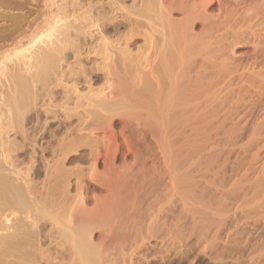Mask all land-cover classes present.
<instances>
[{"label": "bare ground", "instance_id": "bare-ground-1", "mask_svg": "<svg viewBox=\"0 0 264 264\" xmlns=\"http://www.w3.org/2000/svg\"><path fill=\"white\" fill-rule=\"evenodd\" d=\"M84 4L0 63V264H264V0Z\"/></svg>", "mask_w": 264, "mask_h": 264}, {"label": "rangeland", "instance_id": "rangeland-1", "mask_svg": "<svg viewBox=\"0 0 264 264\" xmlns=\"http://www.w3.org/2000/svg\"><path fill=\"white\" fill-rule=\"evenodd\" d=\"M84 1H85V4L83 3ZM88 1L89 0H0V63H1V61H2V63H5L8 56L17 52L18 48L21 47V49H23L22 46H24V45L26 46L28 40L31 38V34L34 32H38L41 29L44 30L45 27L47 25H49V23H55L56 22L57 27H62V26H65V24H68V22H71V20H72L71 17H67V16H69V15L71 16L76 11V10L74 11V9L75 8L77 9L78 6L84 4L83 10L86 12L87 11L90 12L91 13L90 15H92L93 14V8H91L92 6L88 5ZM78 2H79V4H78ZM80 3H82V4H80ZM127 5H129V3ZM74 6H77V7L74 8ZM85 6L88 9L85 8ZM72 7H73V10H71ZM70 11L71 12L73 11V13L70 14ZM59 17H62V18H59ZM52 19L54 20L53 22H52ZM45 23L46 24L48 23V24L46 25ZM36 27H38V29ZM74 32H73V30L71 31V33H74ZM54 35L57 36L58 34H56V32H55ZM73 35H74V37H72V35H71L70 39L75 38V37L78 38V36H79L76 34H73ZM80 37L81 38L78 39V41L79 40L84 41V39L87 40V38H85L84 35L83 36L80 35ZM82 37H83V39H82ZM38 46L42 47L43 44L39 42ZM68 48H66L65 49L66 51L64 50L65 52L62 53L63 57H67L66 59L64 58V62L66 64H64V62L61 63V67L64 70L66 69L65 66L67 67L68 63H70L71 61L72 62L74 61L73 56H72L73 50L71 51V49L70 48L68 49ZM21 49H19V51ZM241 51L243 52L244 50H241ZM64 54L66 56H64ZM6 56H7V58H6ZM12 56H9V58H12ZM79 60H80L79 65L82 64L83 66L82 65L81 66L84 67L85 66L84 63H86V62L83 60L82 57ZM16 63H14V60H13L12 62H9L7 65L10 66L9 67L10 69H16L17 68L15 66V65H17ZM11 64H13L12 65L13 67L11 66ZM14 66H15V68H14ZM76 66H77L76 64H73V68H76ZM85 67L88 68L89 66L87 67V64H86ZM3 80H4V77H2V78L0 77V83L2 81L1 84L4 87V86H6L5 84H7L6 83L7 80H6V82H5V80L3 82ZM3 83H4V85H3ZM1 84H0V87L2 88ZM68 85H66V87H69ZM1 88H0V90H1L0 94L3 92L2 90H4V92L6 90L5 88L4 89L3 88L1 89ZM58 89H60V88H58ZM2 97H3V94H2ZM49 122H48V126H49V128L51 127L50 130L53 129L54 132L60 131L61 126L59 124H57V123L54 124V122H51V123H49ZM47 136L48 135H46L43 142L49 141ZM10 137H11L10 141H12L13 140L12 138H14L13 135ZM15 138H17V137H15ZM43 142H42V144H43ZM37 156H38V154L36 155V157ZM37 163H39V162H37ZM37 163H36L35 167H37V165L39 166V164H37ZM16 164H17V162H16ZM193 260H194V262H193ZM191 262H192V264H210L204 257H202L200 255H199V257L194 256V255L191 256L189 258V263H191Z\"/></svg>", "mask_w": 264, "mask_h": 264}]
</instances>
